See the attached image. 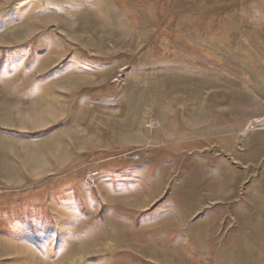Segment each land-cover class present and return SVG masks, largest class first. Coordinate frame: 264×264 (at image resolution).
<instances>
[{
	"label": "rangeland",
	"instance_id": "374dc122",
	"mask_svg": "<svg viewBox=\"0 0 264 264\" xmlns=\"http://www.w3.org/2000/svg\"><path fill=\"white\" fill-rule=\"evenodd\" d=\"M0 264H264V0H0Z\"/></svg>",
	"mask_w": 264,
	"mask_h": 264
},
{
	"label": "built area",
	"instance_id": "2783aa9c",
	"mask_svg": "<svg viewBox=\"0 0 264 264\" xmlns=\"http://www.w3.org/2000/svg\"><path fill=\"white\" fill-rule=\"evenodd\" d=\"M154 124H155V123L150 124L149 127H150V128H151V127H154V126H155ZM153 125H154V126H153Z\"/></svg>",
	"mask_w": 264,
	"mask_h": 264
}]
</instances>
